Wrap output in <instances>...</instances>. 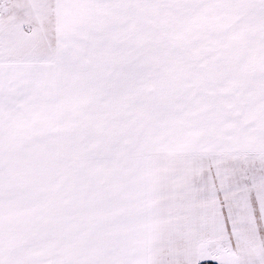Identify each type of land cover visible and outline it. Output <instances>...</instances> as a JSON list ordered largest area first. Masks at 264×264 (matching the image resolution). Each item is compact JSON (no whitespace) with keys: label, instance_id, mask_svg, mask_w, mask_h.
<instances>
[{"label":"snow or ice","instance_id":"obj_1","mask_svg":"<svg viewBox=\"0 0 264 264\" xmlns=\"http://www.w3.org/2000/svg\"><path fill=\"white\" fill-rule=\"evenodd\" d=\"M0 264H264V0H0Z\"/></svg>","mask_w":264,"mask_h":264}]
</instances>
